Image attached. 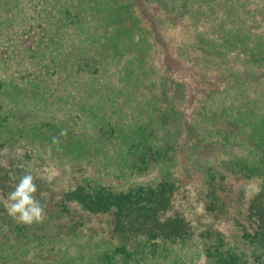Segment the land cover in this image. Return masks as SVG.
<instances>
[{
	"label": "trees",
	"instance_id": "trees-1",
	"mask_svg": "<svg viewBox=\"0 0 264 264\" xmlns=\"http://www.w3.org/2000/svg\"><path fill=\"white\" fill-rule=\"evenodd\" d=\"M171 24L188 39L168 38ZM188 54L203 72V65L218 67L221 82L192 111L174 69ZM74 110L83 113L77 124ZM0 135L1 147L21 135L29 158L39 149L41 159L62 151L77 161L76 185L59 194L63 206L113 217V252L97 264H147L157 240L191 236L182 215L168 214L174 168L189 179L198 174L210 212L224 180L250 179L257 169L264 185V0H0ZM2 188L0 201L11 191ZM6 214L0 203V228L11 225L15 236L43 228L31 240L43 244L44 225ZM234 225L201 232L211 238L203 255L215 264L261 263L264 227ZM9 249L0 243L4 263L15 255Z\"/></svg>",
	"mask_w": 264,
	"mask_h": 264
},
{
	"label": "rangeland",
	"instance_id": "rangeland-1",
	"mask_svg": "<svg viewBox=\"0 0 264 264\" xmlns=\"http://www.w3.org/2000/svg\"><path fill=\"white\" fill-rule=\"evenodd\" d=\"M179 29V25H167L165 27L166 36L168 38L177 36L179 40L188 39V35L178 34ZM156 51L158 53L156 61L161 63L162 53L157 49ZM190 56L191 54H188V60L183 59L174 66L176 79L183 83L185 96L183 106L188 111H192L195 106L198 107L200 100L221 85L217 77L219 75V70H216L219 69L218 67L203 65L206 70L203 72L197 66L195 55L191 59ZM169 93L171 94V91ZM81 115L83 113H76L74 110L70 121L75 120L74 123L77 124ZM223 127L229 128L226 124L221 128L223 129ZM70 131L69 134L74 137L77 127L73 126ZM63 132L65 130L62 129L61 133ZM4 139L6 137L2 138L1 136L0 143L4 142ZM17 139L20 142L14 140L13 144L9 146H0V183L2 189L4 191L12 190L19 177L25 173L42 177L39 178L41 182H37L36 185L37 190L43 189L45 191V195L39 200L44 216L41 222H33L29 225L35 227L44 225L45 231L51 235L49 233H47L48 236L42 234L43 244L39 245L31 240L34 239V236L41 235L43 228L40 229L41 233L39 232L37 235H32L30 230L25 229L18 236H15L14 230L11 231V225L1 226L0 243L7 241L10 246L9 251L14 252L15 255L8 263H4L0 259V264H97L98 258L112 254L115 238L111 232L113 217L110 213H89L71 202H67L63 206L59 194L72 189L81 173L76 164L77 161L69 153L65 154L62 151L52 157L45 154L47 159H41L40 156L43 153L39 149L38 152H35L39 157L31 154L34 157L29 158L31 152L23 145V137L20 135ZM221 141L223 142V139ZM261 149L264 150V144ZM252 164L254 165L253 161ZM259 165L258 161L256 167ZM93 169L94 166H87L86 175L87 173L92 174ZM261 169L264 168L261 167ZM172 172L176 176V184L168 214L182 215L190 227L191 236L183 241L175 242L157 240L153 251L144 256L148 261L147 264H215L203 255V243L204 241L205 243L211 241V238L205 240L204 237H200L201 232L204 236V231L211 228L224 229V231L226 228L235 229L234 224L236 222L250 232L263 229L264 185L263 177L256 174L257 169L250 179L241 177L240 182L224 180L225 182L220 183L215 188V195L220 204L211 212L206 209L207 201L204 197L206 188L205 184L199 180L198 174L189 179L177 168H174ZM229 174L227 173L225 177ZM150 178L151 175L143 176L139 180L145 181ZM227 179L232 178L228 176ZM102 180L108 181L109 185L113 187L118 186L115 189H126L125 186H119V179L103 176ZM58 210H60L59 213ZM6 216L3 218L7 222ZM46 217L50 218L47 224L43 221ZM9 218L12 219V217ZM12 225L16 226L15 224ZM145 244L149 243H139L142 250L145 248ZM38 246L40 247L37 248ZM62 250L66 252L62 253ZM90 257H93L92 261ZM261 258V263L248 258L244 264H264V257Z\"/></svg>",
	"mask_w": 264,
	"mask_h": 264
},
{
	"label": "clouds",
	"instance_id": "clouds-1",
	"mask_svg": "<svg viewBox=\"0 0 264 264\" xmlns=\"http://www.w3.org/2000/svg\"><path fill=\"white\" fill-rule=\"evenodd\" d=\"M36 193L37 185L33 175L25 173L19 177L15 186L0 203H3L7 214L18 222L39 223L43 219L44 211L39 200L36 199Z\"/></svg>",
	"mask_w": 264,
	"mask_h": 264
}]
</instances>
